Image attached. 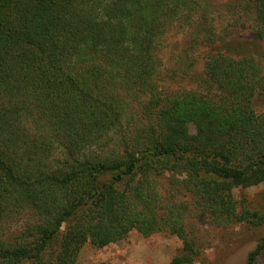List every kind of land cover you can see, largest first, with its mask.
Masks as SVG:
<instances>
[{"label": "trees", "instance_id": "1", "mask_svg": "<svg viewBox=\"0 0 264 264\" xmlns=\"http://www.w3.org/2000/svg\"><path fill=\"white\" fill-rule=\"evenodd\" d=\"M209 4L0 0V264H76L85 242L133 229L176 235L170 263L193 264L191 215L264 222L234 196L264 182V109L253 104L264 54L225 42L205 51L195 88L161 91L155 79L166 32L207 21ZM227 6L264 41V0ZM24 213L11 233L5 223ZM259 253L264 237L245 264Z\"/></svg>", "mask_w": 264, "mask_h": 264}, {"label": "rangeland", "instance_id": "2", "mask_svg": "<svg viewBox=\"0 0 264 264\" xmlns=\"http://www.w3.org/2000/svg\"><path fill=\"white\" fill-rule=\"evenodd\" d=\"M208 20L195 18L184 26L170 28L160 46V64L155 79L158 88L178 90L195 88L200 79L205 51L223 47L226 43L242 45L246 49L259 50L264 54V41L253 32L251 17L241 11H232L227 6L232 0H209ZM214 31L210 36L207 30L200 31L201 25ZM203 26V29H204ZM213 35V34H212ZM253 104L259 112L264 109V91L256 95ZM193 131V127H190ZM165 176L157 183L162 191ZM264 182L248 187L237 188L234 196L240 204L264 212ZM244 199V201H242ZM9 224L15 233L27 220L24 213L20 218L13 217ZM195 223L199 249L193 264H245L246 256L256 243L264 237V222L233 220L226 225H215L201 213L187 218ZM54 244V243H53ZM181 240L167 231L153 232L147 236L131 230L122 239L96 247L85 242L78 251L76 264H95L106 261L108 264H171V258L179 252ZM264 256L259 253L254 264H263ZM17 264H35L22 261Z\"/></svg>", "mask_w": 264, "mask_h": 264}]
</instances>
